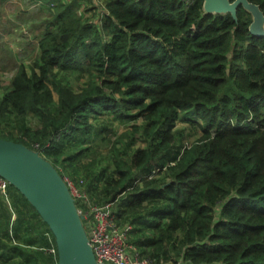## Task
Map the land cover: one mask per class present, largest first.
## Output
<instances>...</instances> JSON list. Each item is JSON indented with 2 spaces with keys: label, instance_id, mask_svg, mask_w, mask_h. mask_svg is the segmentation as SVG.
<instances>
[{
  "label": "trees",
  "instance_id": "16d2710c",
  "mask_svg": "<svg viewBox=\"0 0 264 264\" xmlns=\"http://www.w3.org/2000/svg\"><path fill=\"white\" fill-rule=\"evenodd\" d=\"M37 1L38 58L0 92V139L74 184L84 225L89 204L112 203L137 262L264 264V37L251 15L206 14L203 0ZM6 201L17 217L9 236L1 215L0 264H57L35 210L10 185Z\"/></svg>",
  "mask_w": 264,
  "mask_h": 264
},
{
  "label": "water",
  "instance_id": "95a60500",
  "mask_svg": "<svg viewBox=\"0 0 264 264\" xmlns=\"http://www.w3.org/2000/svg\"><path fill=\"white\" fill-rule=\"evenodd\" d=\"M206 14H230L242 7L252 21L253 37H264V15L247 0H203ZM0 177L35 210L54 238L57 264H98L89 243L75 198L63 176L38 152L23 144L0 139Z\"/></svg>",
  "mask_w": 264,
  "mask_h": 264
},
{
  "label": "rangeland",
  "instance_id": "374dc122",
  "mask_svg": "<svg viewBox=\"0 0 264 264\" xmlns=\"http://www.w3.org/2000/svg\"><path fill=\"white\" fill-rule=\"evenodd\" d=\"M62 2L68 4L71 0H62ZM94 3L97 5V1ZM96 14V12L88 13L85 19L93 24ZM47 18V13H42L37 0H0V92L9 86L18 63L27 67L37 60V42L45 31L42 24ZM85 78L84 75L75 74L72 78L73 86L76 88L83 85ZM54 99L56 100V95ZM122 130L120 127H115L117 134ZM198 134V132L192 134L189 141H194ZM71 185L75 192H78L74 184Z\"/></svg>",
  "mask_w": 264,
  "mask_h": 264
},
{
  "label": "built area",
  "instance_id": "2783aa9c",
  "mask_svg": "<svg viewBox=\"0 0 264 264\" xmlns=\"http://www.w3.org/2000/svg\"><path fill=\"white\" fill-rule=\"evenodd\" d=\"M182 1L185 4H189L192 0ZM64 180L69 181L65 178ZM72 186L69 184L72 196L81 198L82 195L75 192ZM7 188L8 183L0 177V194L5 196ZM89 206V217H85L84 227L96 262L98 264H147V262H137L130 255L127 239L131 226L125 224L121 229L117 225L116 217L112 210V203H106L102 206L92 203ZM50 252L56 254V247L52 246Z\"/></svg>",
  "mask_w": 264,
  "mask_h": 264
},
{
  "label": "crops",
  "instance_id": "0c3cea01",
  "mask_svg": "<svg viewBox=\"0 0 264 264\" xmlns=\"http://www.w3.org/2000/svg\"><path fill=\"white\" fill-rule=\"evenodd\" d=\"M1 196H3V195H1ZM1 215H3V217L4 216L6 217V222H8V225L4 229L8 233V235L10 236L12 234V232H11L12 225L14 224V221H15L17 215L12 210V208L9 206L8 201H6L5 204L0 203V220H1ZM0 226H1V223H0Z\"/></svg>",
  "mask_w": 264,
  "mask_h": 264
},
{
  "label": "bare ground",
  "instance_id": "6f19581e",
  "mask_svg": "<svg viewBox=\"0 0 264 264\" xmlns=\"http://www.w3.org/2000/svg\"><path fill=\"white\" fill-rule=\"evenodd\" d=\"M193 2V0L189 3V4H186V5H190L191 3ZM185 4V3H184ZM39 154V153H38ZM40 155V154H39ZM57 171V170H56ZM59 174V173H58ZM60 175V174H59ZM65 182V184L67 185V187H68V189L70 190V191H72L71 190V188L69 187V184H70V182H68V181H64ZM77 208V207H76ZM90 209V208H89ZM78 210V209H77ZM79 212H80V210H78ZM85 217H89V211H87L86 212V214H85ZM82 220H83V217H82ZM83 225H84V223H83Z\"/></svg>",
  "mask_w": 264,
  "mask_h": 264
}]
</instances>
